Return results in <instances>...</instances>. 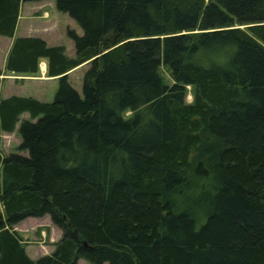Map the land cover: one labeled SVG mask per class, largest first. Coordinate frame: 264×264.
Returning <instances> with one entry per match:
<instances>
[{"label":"trees","instance_id":"1","mask_svg":"<svg viewBox=\"0 0 264 264\" xmlns=\"http://www.w3.org/2000/svg\"><path fill=\"white\" fill-rule=\"evenodd\" d=\"M33 1L0 0L5 70L45 58L60 86L0 98L22 139L0 147V264H264V0H56L74 56L15 37ZM47 214L62 234L34 258L15 225Z\"/></svg>","mask_w":264,"mask_h":264},{"label":"rangeland","instance_id":"2","mask_svg":"<svg viewBox=\"0 0 264 264\" xmlns=\"http://www.w3.org/2000/svg\"><path fill=\"white\" fill-rule=\"evenodd\" d=\"M20 21L17 29V36L21 35H41L44 34L51 45L63 44L66 46V53L69 56L75 55L74 41L68 35V29H74L79 34L83 31L76 21L65 12L58 10L56 0H41L33 2H24L21 7ZM24 27H28L24 29ZM11 44V39L0 35V67H3L5 61V52ZM6 65V63H5ZM90 63L83 64L82 67L76 68L70 73L69 82L82 93L83 77ZM45 68V65H43ZM2 70V69H1ZM3 74H6L4 67ZM162 73L171 81L168 70L163 67ZM21 85L24 86L23 91H17V95L33 96L41 101L50 102L54 99L60 86L58 79H21ZM6 85L0 95H5ZM187 101L191 102L193 98V88L188 86ZM131 112H126L129 116ZM29 117L25 113L22 118ZM19 126V125H18ZM21 135L18 130L13 133L0 132V147L3 155L11 152H17L21 143ZM21 153L26 154L24 151ZM0 190H1V171H0ZM15 228L24 235L27 251L35 258L50 253L55 249V242L60 238L62 229L52 220L50 215L42 217H29L17 223ZM78 264H91L87 259L80 258Z\"/></svg>","mask_w":264,"mask_h":264},{"label":"crops","instance_id":"3","mask_svg":"<svg viewBox=\"0 0 264 264\" xmlns=\"http://www.w3.org/2000/svg\"><path fill=\"white\" fill-rule=\"evenodd\" d=\"M19 21H20V18H19ZM18 26H19V22H18ZM18 26H17V29H18ZM25 28L28 29V27H24V29ZM16 34H17V30H16V33H15V37L17 36ZM21 36H40V37L44 38L49 43L48 39L46 38V36H44V34H41V35H21ZM10 39H11V44L7 48V50L5 52V61H4L5 63H6V58H7L8 52H9V50L11 48V45L13 43V39L14 38H10ZM5 63L3 65V67H0V70L1 69L4 70ZM43 65H45V68H43ZM80 67H82V65L77 67V69L80 68ZM74 70H72V71H70L68 73V77H70L69 76L70 73H72ZM47 72H48V60L44 58L40 62V71L38 73H36V74H15L13 72H6V74L0 75V78L2 79L1 86H0V92H2L4 90V88H3L4 85H6L5 88H7L5 90V95H0V98L9 97V96H12V95H17L18 93H16V92L18 90L19 91H23L25 88H24V86L21 85V82H19V80H21V79L22 80L23 79H26V80L31 79V81L32 80H36V79H43V80L44 79H46V80L47 79H53V80L58 79V77H49ZM15 90H17V91H15ZM27 218H29V217H27ZM27 218H25V219H27ZM32 257L35 258V256H32Z\"/></svg>","mask_w":264,"mask_h":264}]
</instances>
